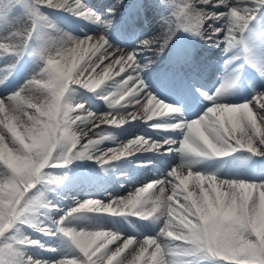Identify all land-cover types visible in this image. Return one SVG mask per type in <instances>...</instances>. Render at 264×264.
Returning a JSON list of instances; mask_svg holds the SVG:
<instances>
[{
  "label": "snow or ice",
  "instance_id": "snow-or-ice-1",
  "mask_svg": "<svg viewBox=\"0 0 264 264\" xmlns=\"http://www.w3.org/2000/svg\"><path fill=\"white\" fill-rule=\"evenodd\" d=\"M121 6L0 0V264H264V0H153L160 31L145 38L143 0L117 28ZM51 12L91 30L65 31ZM125 35L131 47L119 43ZM201 49L230 69L215 91L201 77L217 62ZM22 65L24 82L13 87ZM150 78L175 98L158 95ZM245 86L250 97L226 99ZM190 105L200 106L195 115ZM229 160L250 171L198 167ZM157 161L166 169L125 196L59 202L64 170L77 162L107 173ZM89 214L132 231L84 223Z\"/></svg>",
  "mask_w": 264,
  "mask_h": 264
},
{
  "label": "bare ground",
  "instance_id": "bare-ground-1",
  "mask_svg": "<svg viewBox=\"0 0 264 264\" xmlns=\"http://www.w3.org/2000/svg\"><path fill=\"white\" fill-rule=\"evenodd\" d=\"M128 1V0H126ZM181 1V0H178ZM88 5L99 12L103 11V6L108 5V2H112V0H86ZM138 2V0H135V4ZM171 2L176 3L175 0H171ZM143 3L145 4V9L143 12L139 15L137 19V23L141 26V31H138V34L140 38H145L147 36H150L151 34L155 33L156 30H158L161 26V15L162 10L156 9L153 7V0H143ZM109 6V5H108ZM145 13L152 15L154 18L151 19L148 23L144 24L145 19ZM51 19L58 24L62 29L65 31H69L74 35H83V32H81V29H84V31H90L91 26L88 25L85 21L77 20L75 17H72L66 13L62 12H51L50 13ZM149 25V26H148ZM118 27V25H117ZM125 35L123 37V44H126L130 40ZM259 53L264 54V50L257 49ZM215 61L218 64V68L220 71V75L218 76L221 78L224 74L230 70L227 68L224 64L225 57L221 56L218 51H213ZM25 65H22L20 68H18L16 74L12 78V86L15 87L18 84H22L24 82V78L26 76L25 71ZM215 77H212L214 79ZM217 78V77H216ZM217 80V79H216ZM150 78L149 83L153 85L155 88V91L158 95L164 96L165 93L162 91L161 88L156 87L155 82ZM251 92H244L242 94L243 98L250 97ZM102 107L100 101H96L94 104V107L99 108ZM87 131V129H85ZM133 131L136 133L145 132L146 128H144L141 124H137ZM127 138V135L121 136V139ZM126 142V141H125ZM114 146V145H109ZM152 158V157H151ZM159 161H157L153 166L149 167L148 169L138 170L137 168L131 166V165H124L121 162V166L116 169L115 172L109 171L107 173L101 172L100 169L90 163L84 164L82 167H77L73 169L74 172V179L70 181L69 185L67 184H61L60 187L57 189V192L59 193V196L61 199L59 202L63 207H68L71 202L72 198L75 197L77 199H86L89 197H94L97 199H102L107 202L108 196L106 193H111L113 196L120 195L125 196L129 191H134L135 187L140 186L142 183L146 182V179L154 176L155 173L159 171H163V165L164 163H160L157 167L156 164ZM200 168H207L214 170L218 167L215 166H209L207 162H204L202 165H198ZM119 168H122L123 171H126L128 173L127 178H117L118 170ZM221 171V174L224 172H230V173H236L240 175H246L249 171L246 169L243 170H229L226 168H219ZM148 171V172H146ZM124 184V188H121L120 185ZM94 193L92 196H85L87 193ZM94 214H89V220L85 221L84 223H94L103 225L104 227H110L113 229H120L122 231L131 232L132 227L129 223L123 221L121 218H112V217H96L93 216ZM133 224H135L136 228L140 231H148L150 232V228H144L142 227L143 222H137L132 221ZM54 245H59L60 240L57 239L55 241H50Z\"/></svg>",
  "mask_w": 264,
  "mask_h": 264
},
{
  "label": "rangeland",
  "instance_id": "rangeland-1",
  "mask_svg": "<svg viewBox=\"0 0 264 264\" xmlns=\"http://www.w3.org/2000/svg\"><path fill=\"white\" fill-rule=\"evenodd\" d=\"M180 3H181L180 1L176 0V4H177V5H179ZM100 103H101V102H100ZM101 104H102V103H101ZM99 108H100V106H99ZM144 159H146V158H144ZM161 163H164V162L162 161ZM159 164H160V163L157 164V167L159 166ZM166 167H167V164L164 163L163 168L166 169ZM165 169H163V170H165ZM147 172H148V171H147ZM57 174L60 175L61 172H57ZM69 176H70V172H69V173L67 174V176L64 178V181H66V180L69 178ZM93 216H94V215H93ZM96 217H99V216H96Z\"/></svg>",
  "mask_w": 264,
  "mask_h": 264
}]
</instances>
